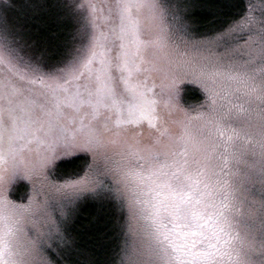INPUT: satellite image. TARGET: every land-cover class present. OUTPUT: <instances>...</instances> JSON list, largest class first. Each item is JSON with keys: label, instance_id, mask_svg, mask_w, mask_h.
I'll use <instances>...</instances> for the list:
<instances>
[{"label": "snow or ice", "instance_id": "snow-or-ice-1", "mask_svg": "<svg viewBox=\"0 0 264 264\" xmlns=\"http://www.w3.org/2000/svg\"><path fill=\"white\" fill-rule=\"evenodd\" d=\"M232 7L233 0H184L175 32H166L159 0H113L93 24L88 59L71 72L22 70L0 57V264H53L43 240L17 251L21 224L50 196L74 204L100 190L127 200L133 219L139 206L145 221L129 224L142 242L121 264H264V15L231 18ZM186 83L204 93L198 109L181 102ZM234 97L248 105L240 109L245 127L226 135ZM109 148L120 159L102 168ZM77 152L91 156L88 171L59 177L56 161ZM245 156L258 157V171L229 170ZM18 177L39 182L36 196L45 200L9 199ZM257 183L259 209L242 233L233 232L232 213ZM53 235L65 238L55 220Z\"/></svg>", "mask_w": 264, "mask_h": 264}, {"label": "rangeland", "instance_id": "rangeland-1", "mask_svg": "<svg viewBox=\"0 0 264 264\" xmlns=\"http://www.w3.org/2000/svg\"><path fill=\"white\" fill-rule=\"evenodd\" d=\"M243 1L245 8L241 14L251 10L257 21L261 19L264 15V0ZM112 2L113 0H0V57L5 62L11 61L22 70L27 66L38 65L45 73L54 69H66V71L71 72L74 67L82 65L88 59L92 38L98 32L93 24L98 17L107 16V5ZM159 3L165 10V31L171 29L175 32L173 16L177 13L178 7L182 8L184 0H159ZM100 22H103L102 19ZM69 23L71 24L70 29L66 34L71 33V37L69 36L68 39L64 37V30ZM49 26L52 31L49 30ZM199 31L203 30L200 29ZM147 36L146 33L145 38ZM65 46L70 48V55L59 65L53 66L51 63L55 62L56 56H59L61 49ZM190 55H195V53H190ZM193 98H198V100L195 99L191 103ZM181 102L185 108L195 110L205 102V96L198 86L186 83L182 85ZM247 107L248 105L243 98H233L231 113L226 115L223 120V130L226 135L230 129L245 127L244 114L240 109H247ZM227 108L228 105H226L225 111ZM148 127V125L143 124L146 135ZM213 135L217 136L218 139H225V137H219L215 131ZM234 143L239 148L243 141L237 139L234 140ZM118 151V148L107 149V159H101L100 166L103 168L104 164L107 163L108 167H114L120 159L117 154ZM90 163H92L91 156L87 153L77 152L70 157L61 156L56 161L58 165L56 174L64 179H75L88 171ZM258 168V157L254 161L250 156H245L239 161H230L229 164L230 171H239L244 176L258 171ZM74 170L76 171L73 173ZM105 181L109 184L112 183L111 177H105ZM39 191V182L33 186L29 181L18 177L10 184L8 196L16 204L27 205L30 196L34 200H45L43 194L39 197L36 196V192ZM261 192L259 183L255 184L254 187L251 184L248 185V191L244 196L246 203L240 207L239 212L232 213L234 218L233 232L242 233L244 225L249 222L248 216L252 208L259 209ZM94 200L98 202L109 201L117 210H115V219L118 231L114 233V239L116 238L118 244H116L117 251L115 249L110 264H121V261L126 260L127 256L131 254L133 247L142 242L140 237L133 235L129 224L136 227L145 221L139 216V206L134 209L137 212V217L133 219V210H130L128 201L122 202L104 190H100L99 193L85 194L74 204L62 203L57 197L50 196L47 207L42 208L39 214L29 217L21 224L23 231L16 238L20 242L17 251L28 241L43 240L45 251L52 259L53 264H73V258L76 259V254L79 253L75 249L76 240L71 237V222L76 210L83 202ZM51 220L61 224L62 233L65 237L63 240L56 235H53L52 239H48L49 221ZM256 226H259L258 220ZM49 244L51 247H48ZM109 246L110 240L102 243V257L107 253ZM81 254L84 261L80 257L79 264H89L88 257L91 258L90 255L86 251H81Z\"/></svg>", "mask_w": 264, "mask_h": 264}, {"label": "trees", "instance_id": "trees-1", "mask_svg": "<svg viewBox=\"0 0 264 264\" xmlns=\"http://www.w3.org/2000/svg\"><path fill=\"white\" fill-rule=\"evenodd\" d=\"M244 8L245 4L243 0H233V7L230 9L229 14L230 17L239 19ZM70 25V23L67 24L64 30V37L68 39L69 36L71 37V33L67 35L66 32L69 31ZM49 30L52 31L50 26ZM201 30L203 29L201 28ZM70 53V48L65 46V48L61 49L59 56H56L55 62L51 64L53 66L59 65ZM195 99L198 100V98ZM195 99L193 98L191 103H193ZM142 123L148 125L147 121H143ZM76 170H74L73 173ZM115 210L116 208L113 204L106 200L104 202H98L96 200L83 202L76 210V214L71 222V237L76 240L75 249H77L79 254H76V259L73 258V264H79L80 257L83 260V255H80L81 251H86L90 255L91 258L88 257L89 264H103V262H105V264H110L112 262V256L115 254V249L117 251L116 244H118L116 238L114 239V233L118 231ZM109 240L110 246L107 248V253L102 257V243Z\"/></svg>", "mask_w": 264, "mask_h": 264}, {"label": "flooded vegetation", "instance_id": "flooded-vegetation-1", "mask_svg": "<svg viewBox=\"0 0 264 264\" xmlns=\"http://www.w3.org/2000/svg\"><path fill=\"white\" fill-rule=\"evenodd\" d=\"M9 258H10V257H8V256H5V257H4V259H6V260L9 259Z\"/></svg>", "mask_w": 264, "mask_h": 264}]
</instances>
